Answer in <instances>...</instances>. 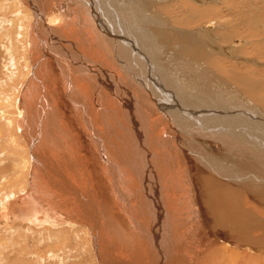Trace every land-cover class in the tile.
<instances>
[{"label": "rangeland", "instance_id": "374dc122", "mask_svg": "<svg viewBox=\"0 0 264 264\" xmlns=\"http://www.w3.org/2000/svg\"><path fill=\"white\" fill-rule=\"evenodd\" d=\"M63 1L64 3L61 7L62 10L68 7L79 13L81 20L78 22L79 28L87 29V35L92 41L94 40L93 42L96 41L95 43L98 45L100 57L105 58V60L100 57V60H98L96 58L98 52L89 47V45L87 46L88 50H82V48H80V50L75 47V35L70 36L69 34H65L68 37L67 42L60 39L58 40L59 46L57 47L61 48V50L66 49L69 53L75 52V57L81 54L89 57L91 60L93 59L95 61L106 63L108 67H105L104 65L105 71L110 72L113 76H117V78H120L119 74H122L126 78H120L122 79L121 85L127 88L130 87V89L128 88L129 93H131L130 95H134L137 98L139 105L142 106L141 108L144 111L145 123H149L146 120H150V118L154 120L153 124L155 129L153 128L151 130L155 133L153 131H150L149 133L150 136L154 135L156 137L152 136L150 137L151 139L149 138V142L151 143L150 148L161 149V152L165 157L163 158L166 160L164 166L167 168L175 165V168L177 167L180 171L185 170L186 172V169L189 171L191 170V168H189L191 167L190 162H188L189 164L182 166L181 164L183 162L179 156L182 154H179L176 150L177 148H181L182 152L187 150L191 153L192 157L190 160L192 166L195 164L196 168H198H193L198 174L196 183H193L191 178H187L188 176L191 177L189 173H187L188 175L184 173V171L183 173L185 174L184 179L186 185L190 186V188L192 187L193 192L196 193V200L199 205L197 207L200 212L203 211V209H207L209 211L207 213L209 217H213L214 219H217L219 215V212H212V206H215L218 202L216 199L214 200L213 197L212 200L211 197L208 198L209 196H212L209 195V191H211L209 189L211 186L210 183L204 182L206 180L205 175L209 176L214 172L219 179L222 177H230L229 180L225 179L227 180L228 188L234 190L236 192L235 194L238 193V203L235 206L236 209H238L237 211L235 209V218L234 216L231 217L236 221L239 218H244L248 227L245 224L244 226L255 231L252 237L264 236V175H260L253 171H245L244 173L239 169H235L234 171L225 170L224 174L221 172L218 173L214 167L206 168L208 163L214 164L212 160L218 158L224 151L231 152V156L235 158L236 161L241 159L242 156L244 157L243 154H245L250 163L253 162L255 164L256 162H263L264 164V82H262L264 81V0H103V3H101V0ZM64 4L66 6H64ZM208 7L214 11L213 14L205 15V13H202ZM14 9V4H12L2 15L0 14V118H3L5 115L3 112L4 107L1 106V98L4 97L3 95L7 90L12 89L14 85L12 81L13 75L18 72V67L23 69V71H26L27 65H30L32 60L30 53L31 45L29 43L31 28L28 29V36L25 40L19 38L18 35L12 37L9 33L11 22V17L9 15ZM143 9H146L147 14H144L145 11ZM200 9H202V11ZM149 10H151L154 17L157 18L155 21L153 19H148L147 21V18L143 16L144 14L149 17ZM19 13V16H21L22 13L29 16L27 10H22L21 8L19 9ZM47 15L48 14H45V19ZM105 15L111 17V19H107ZM214 21H216V23ZM213 22L214 25L212 24ZM82 23L85 25L83 26ZM79 34L80 33H78V35ZM18 40L20 43H18ZM132 40L138 45V48L142 49L144 54L148 53V56H145L144 58L142 54H136L137 56L133 57L135 62H133V64L128 62V64H130L129 66L125 63L121 54L123 55L125 51L128 53L130 52L131 48H129L128 45H125V41L132 43ZM239 40L242 41L237 43ZM54 41L57 42L56 40ZM195 47L201 49L200 56H205L200 61H191L190 58H187L188 54H190L189 52L195 49ZM24 50L27 54L24 53V55L21 56L20 54H22ZM89 52H92L94 55ZM32 55L34 56V54ZM26 58L28 63L25 65ZM36 61L40 64V59L36 58ZM154 66L155 68H153ZM147 68H150L149 72L146 71ZM45 72L48 81L50 77L51 80L48 82L46 78L40 79V81L36 79V82L38 83H36L37 91L35 96H39L40 90L41 92L43 90L44 97H48L49 94L50 97H54V95L57 96V102L60 105L59 109L56 110L54 114H48L50 123H53L54 125L59 123L58 135L60 137V143L48 145L50 147L49 151H51L54 156L57 154L55 158L60 164L61 169L64 167L62 172L65 174L68 184L75 183L76 188L81 192H84L87 188V184H91L93 183V179H97L98 184H96L101 185L103 189H107V187L100 183L99 177L95 174V172H97L96 165H101L95 161L94 155L97 159H100L101 157L94 153L93 162L95 161L94 163L96 165L91 159H89L90 157H87L89 155L86 148L91 155L90 151L93 153L92 150L95 148V144H92L93 141L89 138H85L87 133L83 134L86 129V122L92 123L93 127L102 128V123L100 124V120L95 116L94 110L92 109L94 104L90 105L89 99L82 98L80 93L74 92L73 89L76 88L68 87V89H66L67 86L64 78H59V81L56 80L55 82V77L52 72L51 74L49 71ZM239 73L252 74L253 78L257 80H254L257 90L255 96L252 94L253 92L246 91L244 85L232 78L233 74L239 75ZM15 76H17V74H15ZM123 79L126 81L123 82ZM26 81L29 82V80ZM28 82H24V90H28ZM39 84L42 87H40L41 89L38 88V86H40ZM148 84H152L153 86H149ZM156 87L163 93L174 94L176 100H178V102L180 101L179 103L181 104L182 109L184 108L183 110L188 111V116L193 114L192 116L194 118H192L191 121L201 120L202 122L204 121V123L201 125L197 124L199 127L193 128L191 127L192 124H188L190 126L187 125V121H190L189 119L183 120L177 118L176 115H170L169 113L174 112L173 110L177 108L176 105H172L173 103H167L166 105L167 108H169L167 112L169 119L165 120V122L158 121L161 119L156 118V114L158 116V111L156 112L154 107H156L162 114V118L165 113V107L161 106L158 98H155L156 93L152 94L149 92V90L157 92L158 89H156ZM228 91L233 92L236 95V98L225 95ZM29 94L30 95L27 93L26 98L31 99V93ZM107 94V89H103L100 92L98 91V97L101 99V104L105 108L104 114L107 117V122L115 124L121 120L117 113H122L124 115V112L119 105L120 100ZM184 97H187L193 104L188 101V104L191 105L185 108L184 104L181 103ZM33 103L34 102L31 103V107L33 106ZM116 104L119 107L114 106ZM61 105L63 106V110L61 109ZM34 108L29 110L28 107H24L26 113L23 123L26 119L27 122H31L33 117H35L36 108ZM60 111L64 112L63 116H67L66 119H64V123L58 120L61 119ZM199 111L200 114L202 112L203 114L196 116V114H199ZM176 112L178 115H185L178 109H176ZM150 114L153 115V117ZM171 122L172 125L170 124ZM176 122L179 123L175 124ZM168 123L177 128H171L169 134H167ZM1 124L2 121L0 119V125ZM124 124L128 127L127 122ZM70 126L73 127L71 128ZM158 129H162L163 131L161 132ZM102 130L103 128L101 131ZM104 130L106 131L105 127ZM104 130L102 133L107 137L114 133L123 135V130L118 131L117 128L114 131H112V129H107V134ZM68 132H72V135H69ZM13 133L19 135V145L26 143V139L20 135V129H18L17 132L14 130ZM124 133L126 134L125 131ZM2 134L4 136H2ZM2 134H0V197L3 195L6 196L7 193L10 194L12 192H16L17 194V192L20 191L18 196L21 199L24 193L27 194V189L30 186V183H28V186L25 189H22L20 188V182L26 178L25 175L22 177L21 181L15 180V177L18 174V171L15 169L17 158L14 155L11 156V154H9V152L15 147L9 142V132L6 131ZM156 134H159V136ZM61 136L64 137L65 144L68 141L67 144L69 143L72 149L69 146L67 147V144H63ZM67 137H70L72 140L69 138L66 141ZM76 137H78L79 140ZM45 139H48L47 142H50V137H45ZM125 139L129 141L128 134H126ZM174 143L177 145L175 146ZM159 145L162 147H159ZM60 147L63 148V150H61ZM100 147L104 148V145L100 143ZM259 148L262 149L260 150ZM58 154L60 156H58ZM72 154L73 156L77 155L79 158L77 161V157L74 156L76 157L75 161L77 162L70 160L74 159ZM249 154L253 157H249ZM114 160L121 173L124 174V184L128 187H125L124 190L128 193V196L129 193L133 196L131 199L133 204L130 212L131 217L137 219L139 223L151 230V218L145 214L144 206L146 205V199L144 196V188L131 181L128 175H131L132 177L135 175L132 172L125 173L124 168L121 167L115 156ZM156 161H158V159H156ZM89 163L93 164L91 166L92 171L89 170L90 168L87 166ZM157 164L159 165V163ZM220 165L223 167L227 166L224 161ZM84 168L86 170H84ZM220 171H222V169ZM89 172L92 173L91 175L93 177L88 174ZM102 175H104V173H102ZM159 175H162L163 177L162 173ZM162 177H160V179ZM28 178L30 180V173ZM74 178H77L76 182H74ZM104 179H106L104 182H110L109 177L107 178L104 176ZM98 188L99 187H97V189ZM180 188L173 190L171 187L170 189L165 190V195L163 192L164 189L161 190V192H163V199L166 200L165 204L170 200L169 205H174L173 207L168 204L166 206V209H169L167 211L170 219H173L175 214L173 210L177 207L179 208L180 202L179 199L174 200V193L172 192L175 191V195L177 194L176 196H179L178 192L180 190L182 191L184 186ZM136 189L138 190V193H136ZM220 191L218 194L223 196V203H226L225 196ZM193 192L192 190L191 192H187L190 196L189 198H193ZM142 193L143 198L140 200V194ZM239 195L241 196L240 198ZM168 196H170V198ZM49 197L53 202H55L54 200L57 202L56 196L51 195ZM0 199L2 200V198ZM172 199L174 201H172ZM209 200L213 202H209ZM175 201H178L176 202L177 204ZM42 202L45 205L47 204L45 201ZM142 204H144V206H142ZM53 209H56L55 212H60V210L58 211L57 208L54 207L50 208L52 212L49 211V213L55 218L57 215L54 214ZM53 218L50 219V222H45L43 224H39L37 221L33 223L35 227L40 229V232L35 230L29 232L30 228L28 225L31 226L32 222L27 223V225H13L12 232L4 234L8 235V239L6 238L8 243L3 241V243L0 244V264H15L14 262L16 261V258L18 259L17 264H42V262L43 264H77L78 260L81 261V264H101L97 257H95L96 254L93 252L92 239L89 251L85 249L86 247L83 249L84 245L82 244L83 250L80 253L81 258L79 256H77L78 259L74 258L75 254L73 250L75 249L72 245H74L73 240L75 239L72 237V234H69L70 232L68 233L69 237H67V239L69 238L68 242L65 241V243H63L65 244L63 250L65 249L70 252L72 249L71 252H73V254L66 251L64 256L66 257V261L63 263L62 261H59L56 254H51L55 251L53 248L51 249L52 251H50V249L48 250V247L55 245L58 241L52 237L53 230L47 231L52 233L41 232L43 227L52 226L57 229L56 231L66 228L64 229V233L68 230V223H65L63 226L59 224L56 225V221ZM66 218L67 217H64L63 219L65 221L71 220V218ZM125 219L129 221L128 218ZM154 221L156 220L154 219ZM172 223V228H166L165 231L151 234L150 236L146 234L145 236L143 234L132 235L130 230L122 234L121 231L118 234L103 233L96 239L99 245V251L104 253V259L108 264H150L151 258L158 257L163 259L164 256L161 257L159 255L163 253H165V255L168 254L164 248L162 239L166 233L170 235L171 230L173 231L174 229L175 231L174 221ZM195 225L197 226V223H194L191 226L189 233L191 236L199 234L198 230L197 233H194ZM14 236H16V242H14ZM121 237L127 239V242H122ZM102 241L108 242V249L104 246L108 252L101 247ZM184 251L185 249H183L182 252L184 253ZM112 252H114V256H111ZM173 253L175 254V252L172 251V254ZM100 255L102 256V254ZM259 255L264 257V252ZM172 258L175 259L174 257ZM41 259H43V261ZM209 261L210 259L202 261V264H215L211 262L209 263ZM261 261L262 262H255L254 264H264L262 259ZM247 262H250V260H246L245 263ZM165 263L168 264V258L165 259ZM234 263L235 262H232L230 264ZM169 264L171 263L169 262Z\"/></svg>", "mask_w": 264, "mask_h": 264}, {"label": "bare ground", "instance_id": "6f19581e", "mask_svg": "<svg viewBox=\"0 0 264 264\" xmlns=\"http://www.w3.org/2000/svg\"><path fill=\"white\" fill-rule=\"evenodd\" d=\"M63 3H64L63 0H16V1L0 0L1 15L6 11V9L9 6L14 4L15 9L12 10V13H10L9 15L11 17L9 33L12 35V37L18 35L19 38L25 40L28 36V29L31 28L29 43L31 45L30 53L32 56V60L30 59L31 64L27 65L26 71H23V69L18 67L17 69L18 72L15 73L17 74V76H15V74L13 75L12 81L14 85L12 89L7 90L3 95L4 97L1 98V106L4 107L3 112L5 115L3 117L4 119L0 118L2 121V124L0 125V134L6 131L9 132L10 134L9 142L13 144V147H15L11 152H9L11 156L14 155L17 158L15 169L18 171V174L16 175L15 180L21 181L22 177L25 175L26 178L20 182V188L25 189L28 186V183H30V186L27 189L28 190L27 194L24 193L21 199L18 196V193L20 191H18L17 194L16 192H12L10 194L7 193L6 196L3 195L0 197L2 198V200L0 199V244L3 243V241L7 242L6 238L8 235H4V234L7 232L11 233L13 230L12 229L13 225L15 226H20L21 224L27 225V223L32 222L31 226L28 225L30 228L29 232L31 230L40 232L39 231L40 229L35 227L33 223L35 221H37L39 224L50 222L51 221L50 219L53 218V216H51L49 211H51L50 210L51 207H54L57 208L58 211L60 210V212H55L56 209L55 210L53 209L54 214L57 215V217L53 218L56 221V225L59 224L63 226L65 223H68L67 226L68 230H66L64 233V229L66 228L56 231L57 229L52 226H44L41 232H47L53 230L52 237H54V239H57L58 242H56V244L53 246L52 245L49 246L48 250L50 249V251H52L51 249L53 248L55 252L52 253L49 252V253L54 255L56 254V256H58L59 261H62V263L66 261L65 260L66 257L64 256H65V252L68 251L65 249L63 250V247L65 246V244L63 243H65V241L68 242L69 238L67 239V237H69V234L70 235L72 234V237H74L75 239L73 240L74 245H72L75 249L73 250L75 254L74 258H77V256L81 258L80 253L84 249V247H86L85 249L89 251L91 245V239H92V247L94 250L93 252L94 254H96L95 257H97L98 261L101 264H108L107 261L104 259L105 257L104 253L99 251V245L98 242L96 241V239L99 238L101 234L103 233L118 234L120 231L122 234L130 230V233L132 235L143 234L145 236L146 234L150 236L151 234H157L159 232H163L165 231L166 228H172L173 221H174L175 231L174 229L173 231L171 230L170 235L166 233V235L162 239V243H164V248L169 255L168 254L165 255V253H163L159 255L161 257L164 256L163 259H160L158 257H154L153 259L151 258L150 264H166L165 263L166 258H168V264L169 262L171 264H173V262L174 264H202V261H206L208 259H210L209 263L211 262L215 264H230L232 262H235L234 264H247V263L254 264L255 262L258 261L262 262L261 259L264 261V257L259 255L262 252H264V236L252 237L255 231L250 228H247L248 225L244 218L243 219L239 218L236 221L231 217L234 216L235 218L236 215L235 206L238 203V195H237L238 193L235 194L236 192L234 190L228 188L227 180H229L230 177H225V178L222 177L221 179H219L214 172H212L211 175L209 176L205 175L206 180L204 182L210 183L211 186V188L210 187L208 188H210L209 190H211L209 191L210 192L209 195L212 196L208 195L209 196L208 198L211 197L212 200L213 197L214 200L216 199V201L218 202L216 205L214 204L215 206H212L213 208L211 207L212 212H219V215L217 219H214L213 217L212 218L209 217V215L207 214L209 211L207 209H203V211L200 212L199 208L197 207L199 205L196 200L197 199L196 193L193 192L192 187L190 188V186L186 185L184 179V175H185L184 173L186 174L189 173L191 177L188 176L187 178H191L193 183H196V179L198 178L197 171L194 170L198 168H196L195 164L192 166L190 160L192 157L191 153L187 150L184 151V149H183L184 152H182L181 148L179 149L176 147L177 148L176 151L179 154L180 153L182 154L179 155L183 162L181 165L185 166V164H189L188 162H190L191 167L189 168H191V170L188 171L186 169V172L185 170H183L184 171L183 173L182 170L180 171V169H178L177 167L175 168V165L166 168L164 166L166 160H164L165 157L164 154L161 152V149L159 150V148H155V149L150 148L151 143L149 142V138L154 135L150 136L149 132L153 131L151 129L153 128L155 129V126L153 124L154 120L150 118V120H146L149 123H145L144 111L141 108L142 106L139 105L137 98L134 95H130L131 93H129L128 91L130 87H128L129 88L128 89L127 87H123L121 85L122 79L120 78L124 76L122 74H119L120 78H117V76H113L110 72L105 71L104 65L105 67H108L106 63H103L101 61H95L93 59L91 60L89 59V57L83 56L79 52L78 53L80 55L75 57V52L69 53L68 51H66V49L61 50V48L57 47L59 46L58 40L63 39L65 42H67L68 37L65 34H69L70 36L75 35V41H76L75 47H77L78 49L82 48V50H88L87 46L89 45V47L95 49L98 52L97 53L98 57L96 56L98 60H100V58L105 60V58L100 57V52L98 51V45L97 43H95L96 41L93 42L94 40L92 41V39L87 35L86 33L87 29L79 28L78 22L81 21L79 13L76 12V10L68 7L62 10L61 7ZM101 3H103V0H101ZM64 6L66 5L64 4ZM20 8L22 10H27L29 16L23 13L21 16H19ZM143 10L145 11L144 14H147L146 9ZM200 10L202 11V9ZM149 12H150L149 17L145 16L144 14L143 16L147 18V21L148 19H153L155 21L157 18L154 17V14H152L151 10H149ZM202 13H205V15H209V14H213L214 11H212L208 7ZM45 14H48L46 19L44 17ZM106 18L111 19V17L109 16H106ZM214 22L216 23V21ZM214 22L212 23L213 25ZM82 25L84 26L85 24L82 23ZM78 33L80 34L78 35ZM54 40H56L57 42H55ZM240 41L242 40L237 41V43H239ZM131 42L132 43H129V41H125V45H128L129 48H131L130 52L128 53L125 51L123 55L121 54L125 63L127 64L128 62L131 64L135 62V59L133 57L134 56L136 57L137 56L136 54L138 55L142 54L144 58L145 56H148V53L144 54L142 52V49L138 48L137 47L138 45H136V43L133 40ZM18 43H20L19 40ZM24 53H26L25 50L20 55L23 56ZM189 53L190 54H188L187 58H190L191 61H200L202 58L205 57V56H200L201 53L200 48L195 47V49L191 50ZM32 54H34V56ZM92 55L94 54L92 53ZM36 58L40 59V64L36 61ZM25 61H26L25 63L26 65L28 63L27 58ZM128 65L130 66V64ZM153 68H155V66ZM149 70L150 68L149 69L147 68L146 71L149 72ZM45 71H49L50 74L52 72V74L55 77V82L56 80L59 81V78L62 79L64 78V81L67 86L66 89H68V87L76 88L73 89L74 92L80 93L82 98H85L87 100L89 99L90 105L94 104L92 109L94 110L95 116L100 120V124L102 123L103 130L104 127L106 128V131L104 130L106 134H107V129H112V131L116 130V128L118 129V131L123 130L122 131L123 135H120L119 133H118L119 135L114 133L113 135L111 134L109 137H107L103 135L102 133L103 130L101 131L102 128L93 127L92 123H88V122L85 123L86 129L84 130L83 134L87 133V136H85V138L86 137L89 138L91 141H93L92 144H95V148L93 146L94 149L92 150L93 153L90 151L91 155L89 154L86 148V151L89 155L87 157H90L89 159H91L92 162H93L94 153L97 156L101 157L100 159H97L94 155L95 161L101 165V166L99 165L97 166L94 163L95 161L93 162L96 165V170H97L95 174H97V176L99 177L100 183L103 186L107 187V189H103L101 185H97L98 184L97 179H93V183H91L93 185H91L90 183L87 184V188L84 192H81L78 188H76L75 183L68 184L65 174L62 172V169H64V167L61 169L60 164L55 158L57 154H55L54 156L51 153V151H49L50 147L48 145L49 144L53 145L54 143H60L59 140L60 137L58 135L59 123H56V125L50 123L48 114L49 113L54 114L55 111L59 109L60 105L57 102L58 101L57 96L54 95V97L53 96L50 97V94L48 93L49 96L44 97L43 90L42 92L40 90L39 96H35L37 91L36 83H38L36 82V79H38L39 81L40 79H45L47 76ZM232 78L235 79L240 84L244 85L246 91L253 92L252 94L254 96L257 94L256 83L254 82V80L256 79L253 78L252 74H248V73H244V74L239 73V75L233 74ZM125 79H123V82L126 81ZM26 80H29V82ZM50 80L51 77L49 78V81ZM24 82L29 83L27 87L28 90L23 89ZM40 87L41 85L38 86V88ZM157 87H156V89H158L157 92L155 91L153 92L152 90H149V92H151L152 94L156 93L155 98H158L159 103L161 104L162 107H165V113L163 118L159 110L156 107H154L155 108L154 110L156 112L158 111V116L156 114V118L161 119L158 121L165 122V120L169 119L167 113L169 108H167L166 106L167 103H173L172 105H176L177 107L176 109L182 111L185 114V115L183 114L178 115L175 109L173 110L175 113L170 112L169 113L170 115H176V117L179 119H183V120L189 119L190 121L192 120V118H194L192 116L193 114L192 115L190 114L192 117L188 116V111L183 110L184 108L182 109V106L179 103L180 101L178 102V100H176L174 94L163 93L159 91V88ZM103 89H107V92L110 96L116 97L117 99L120 100L119 105L122 108L121 110H123L124 115L122 113H117L119 114L118 116L120 117L121 120L119 119L120 121L116 122L115 124L107 122V117L104 114L105 108L102 106L101 99H99L98 97V91L100 92ZM229 92L230 91H228V93L225 95L236 98V95L233 92L230 93ZM27 93L28 95H30L29 93H31L30 96L31 99L26 98ZM188 101L189 99L187 97H184L183 100L181 101V103L184 104L185 108L193 104L189 101L191 103L189 105ZM32 102L34 103L33 106L31 107ZM25 106L26 108L28 107L29 110L35 107L36 115L35 117H33L31 122H27L26 119L25 122L23 123L26 113L24 110ZM114 106L119 107L117 104ZM62 108L63 106L61 105V109ZM63 113L64 112H61V119L58 118L57 119L60 122L64 123V119H66L67 116H63ZM202 114L203 112L200 114L199 111V114H196V116ZM151 116L153 117V115ZM190 121H187V125L192 124L191 127L193 128L199 127L198 125L204 123V121L202 122L201 120H197V121L194 120L191 122ZM125 122L128 123V127L124 124ZM177 123L179 122H176L175 124ZM170 124L172 125V122ZM167 125H168V131L166 130L168 132L167 134H169L171 128L177 129L169 125V123ZM70 127L72 128L73 126ZM18 129H20V135H22L26 139L25 141L26 143H23L22 145H19L20 143L18 141L19 135L13 133L14 130L17 132ZM124 131L126 132V134L129 135V141L125 139L126 134L124 133ZM159 131L162 132L163 130L161 129ZM59 133L61 134L60 131ZM68 133L69 135H72V132H68ZM159 134L156 135L159 136ZM2 136L4 135L2 134ZM45 137L46 138L50 137V142H47L48 139H45ZM63 138L64 137L61 136V141H63V144H65V139ZM69 138L67 137L66 141ZM76 138L78 139V137ZM100 143L104 145V148L100 147ZM174 145L176 146L177 144L174 143ZM66 146L67 147L69 146L72 149L69 143ZM66 146H65V150H66ZM159 147L162 146L159 145ZM61 150H63V148H61ZM243 155L244 157L242 156L241 159H238L239 161L238 160L236 161L235 158L231 156V152L224 151L222 155L220 154L218 158L212 160L214 164L208 163L206 165V168L214 167L216 168L218 173L221 172L224 174H225V170L234 171L235 169H239L244 173L245 171L246 172L253 171L259 173L260 175H264L263 162L261 163L256 162L254 164L251 160L252 163H250V161L247 159L248 157L245 154ZM58 156L60 155L58 154ZM74 156L77 157V155ZM74 156L72 154V157ZM114 156L118 160L121 167L124 168L125 173L132 172L135 175L134 177H132L131 175L127 174L130 177L131 181L137 185H141L144 188L146 205L144 206V204H142V206H144L145 208V212H146L145 214H147L151 218L152 231L150 230V228L145 227L143 224L139 223L137 219H133L131 217L130 212L133 207L131 199L133 196L131 193H129L128 196V193L124 190V188L127 187L124 184L125 182V179L123 177L124 174L121 173V171L119 170V167L114 160ZM76 157L70 160L75 161ZM249 157H253V156L250 155ZM156 159H158V161H156ZM78 160L79 158L77 157V161ZM223 161L227 165L226 167L220 165ZM157 163H159V165ZM92 165H93L92 163H89L87 165L90 168L89 170L91 171H92L91 169ZM101 167L103 171L101 170ZM221 169L222 171H220ZM84 170L86 169L84 168ZM29 173H30V180L28 178ZM102 173H104V175H102ZM161 173L163 174V177L162 175H159ZM88 174L91 177H93L91 175L92 173L89 172ZM104 176L107 178L109 177L110 182L109 181L104 182V180H106L104 179ZM160 177H162L161 178L162 180L160 179ZM76 179L75 181L74 180L73 181L76 182ZM90 180L92 181L91 178ZM183 186L184 189L178 192L179 196H176L177 194L175 195V191L173 190L179 189L180 187ZM97 187L99 188L97 189ZM171 187L173 189V190L171 189L173 191L172 193H174L173 195L175 198L174 200H178V199L180 200L179 208L175 206L177 208L173 210V212H175L173 219L169 218V214L167 211L169 209H166V206L167 204L169 205L170 200L168 201L167 204H165L166 200L163 199V192L165 195L166 193L165 190H168ZM163 189L164 191L161 192V190ZM191 190L193 192L192 194L193 198H189L190 196L187 193V192H191ZM219 191L222 192V194L225 196L226 203H223L224 198L223 196L218 194ZM136 193H138L137 189H136ZM51 195L56 196L57 202L56 200H54L55 202L51 200V198L49 197ZM140 195H141L140 196V200H141L143 198V193ZM240 195L239 198L241 197ZM168 197L170 198V196ZM174 200L172 199V201ZM211 200H209V202H213ZM42 201L47 202L46 204L47 206ZM176 202L178 201H175V203ZM64 217H67L66 219L71 218L72 221L66 220L67 221L66 222L63 219ZM125 218H128L129 221ZM153 218L156 221H154ZM194 223H197V226L195 225L194 228L195 231L194 233H197L198 230L199 234H197L196 236L194 235L191 236L189 233L191 230V226ZM244 224L247 227L244 226ZM54 229H55V233H54ZM47 233H52V232H47ZM14 238H15L14 242H16L17 241L16 236H14ZM121 241L127 242V239L121 237ZM107 243L108 242L106 241H102L101 243V247L106 252H108ZM82 244L84 245L83 249H82ZM183 249H185L184 253L182 252ZM172 251L175 252V254L174 253L172 254ZM71 253L73 254V252ZM113 253L114 252L111 253V256H114ZM100 254H102L103 259ZM172 257H174L175 259H173ZM17 260L18 259L16 258V261L14 262L15 264H17ZM41 260L43 261V259ZM246 260H250V262L245 263ZM77 264H81V261L78 260Z\"/></svg>", "mask_w": 264, "mask_h": 264}]
</instances>
